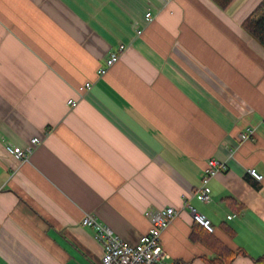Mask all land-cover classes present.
<instances>
[{"label":"crops","instance_id":"crops-1","mask_svg":"<svg viewBox=\"0 0 264 264\" xmlns=\"http://www.w3.org/2000/svg\"><path fill=\"white\" fill-rule=\"evenodd\" d=\"M262 1L0 0V264H102L87 214L137 244L145 212L167 207L179 212L162 235L172 263L207 264L215 237L246 253L234 264H256L264 179L248 170L264 176V47L243 23ZM34 138L25 163L7 153ZM209 160L223 168L206 203Z\"/></svg>","mask_w":264,"mask_h":264},{"label":"built area","instance_id":"built-area-1","mask_svg":"<svg viewBox=\"0 0 264 264\" xmlns=\"http://www.w3.org/2000/svg\"><path fill=\"white\" fill-rule=\"evenodd\" d=\"M146 16L149 21L153 20L151 13H148ZM125 49L126 46L121 45L111 53L105 62V67L99 71L101 76L106 75L108 70L119 61ZM92 86V83H86L80 88L79 92L82 93L84 90H90ZM68 105L72 108L76 107L78 101L70 99ZM253 134L254 131L249 130L248 133L241 135V139L247 140ZM41 143V139L34 138L26 149L6 145V151L17 161L25 163ZM222 168L223 165L219 161H208L202 176V186L197 190V195L203 202L210 203L212 201L210 182L221 172ZM248 174L259 182L264 179V176L255 168L249 169ZM191 213L196 223L210 233L215 231L212 222L206 216L198 213L193 208H191ZM178 215V210L173 207L145 212V216L149 220L151 227L147 234L140 237L137 244H131L122 240L110 227L100 222L93 214H87L82 220V225L93 229L96 241L103 246L104 255L102 264H174L170 261V255L162 247V235Z\"/></svg>","mask_w":264,"mask_h":264},{"label":"trees","instance_id":"trees-1","mask_svg":"<svg viewBox=\"0 0 264 264\" xmlns=\"http://www.w3.org/2000/svg\"><path fill=\"white\" fill-rule=\"evenodd\" d=\"M221 9L226 10L233 3L234 0H212ZM244 30L250 34L264 47V0L258 5L255 11L244 21ZM203 229V228H202ZM204 230V229H203ZM206 233L211 234L204 230ZM212 248L215 257L206 258L204 260L207 264H234L235 259L239 255L246 256L243 250L232 251L214 237L212 240ZM256 264H264V255L254 259Z\"/></svg>","mask_w":264,"mask_h":264}]
</instances>
